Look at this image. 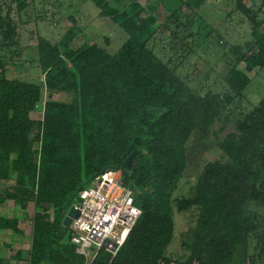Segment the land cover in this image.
<instances>
[{
    "label": "trees",
    "instance_id": "16d2710c",
    "mask_svg": "<svg viewBox=\"0 0 264 264\" xmlns=\"http://www.w3.org/2000/svg\"><path fill=\"white\" fill-rule=\"evenodd\" d=\"M12 1L17 13L28 6L25 0ZM86 1L126 40L114 54L86 41L73 49L68 44L82 30L70 17L72 25L57 43L38 37L36 58L27 63L40 71L36 81L7 77V63L22 67L13 60L22 49L9 12L0 15V205L32 208L26 214L30 244L12 259L17 264H85L62 220L95 177L120 171L123 183L137 192L140 215L112 260L101 250L90 264H252L254 259L264 264V92L216 142L224 160L205 163L188 195L173 198L187 171L188 142L195 135L200 141L222 133L230 122L227 112L251 84L245 70L264 71V10L253 0L250 6L235 1L227 17L237 11L249 23V40L230 47L231 58L224 55L223 93L201 85L200 93L187 82L194 77L179 74L182 61L176 66L171 56L162 59L154 43L163 37L168 40L163 56L169 52L183 60L206 47L214 30L198 22V12L208 0H161L163 20L141 0ZM43 91L49 98L45 102ZM54 93L69 94L71 100L52 101ZM41 110V120L31 117ZM216 122L222 125L212 132ZM133 150L131 166L122 168ZM187 211L196 213L181 242L188 255L168 256L174 215ZM0 230L23 234L16 217L1 214ZM0 264L9 260L0 256Z\"/></svg>",
    "mask_w": 264,
    "mask_h": 264
},
{
    "label": "rangeland",
    "instance_id": "374dc122",
    "mask_svg": "<svg viewBox=\"0 0 264 264\" xmlns=\"http://www.w3.org/2000/svg\"><path fill=\"white\" fill-rule=\"evenodd\" d=\"M28 3L24 12L17 13L16 3L12 0H0L1 17H5L9 12V17L15 22L18 34V43L22 52L19 57L13 60L22 67L14 69L12 62L7 63V77L14 76L24 78L26 80L36 81L41 77V73L36 64H27L30 60L36 58V45L38 37H43L51 43H57L62 36H65L67 29L71 27L72 17L77 25L81 28V33L68 45L75 49L84 41L86 43H95L106 49L109 54H114L120 48L127 38V35L110 19L99 16V9L90 1L86 0H61L51 6L46 3L47 0H25ZM147 8L153 10L159 19L163 20L166 16V10L161 5V0H141ZM236 0H208L198 12V22L206 23L212 28L208 43L197 48L194 56H190L187 60L184 57H177L167 52L164 56L161 53L163 46H168V40L161 37L158 42L154 43V48L159 57L167 60L171 56V63L179 66L182 61L184 66L180 68L178 73L184 78L191 79V86L195 90H200V85L204 86V90L223 93L225 86L222 77L225 73L227 64L224 55L229 58L232 55L228 52L233 45L245 44L249 40L250 25L237 12L234 11V3ZM241 2L251 5L249 0H240ZM255 7L264 10V6L260 0H253ZM264 13V11H263ZM261 14L260 16H262ZM34 62V61H33ZM243 68V66H240ZM179 69V67H178ZM245 70V67H244ZM251 78V84L246 91L245 98L239 102H235L227 112L230 122L225 126L222 133H218L217 137L211 134L205 139L197 141L195 135L187 144L186 153L188 158V167L185 178L182 179L177 188L173 192V198L186 197L189 188L195 183L198 174L201 172L203 165L207 162L224 160L223 155L216 147V142L222 140L224 136L233 130V122L239 117L240 113L249 111L252 105L257 101V96L264 92V71L262 70H245ZM203 90V91H204ZM203 93V92H200ZM260 97V96H259ZM49 98L47 92L43 91L41 100L47 101ZM50 100L59 102H69L71 96L65 93H54ZM42 110L35 111L31 117L36 120L42 119ZM222 122H216L212 128L218 131ZM196 140V141H195ZM38 149H33V156L38 161ZM120 171H118V174ZM75 200L74 203H77ZM29 207L27 211L21 210L7 202L0 205V214L18 219V227L23 232L21 236L15 235L10 231L0 230V256L9 260V264H17L12 259L14 253L19 249H28L30 244L31 221L26 214L32 212ZM32 214V213H31ZM196 213L187 211L174 215V236L168 247L167 255L175 258L181 255L187 256L181 245L185 238L186 232L195 224ZM24 264V263H21ZM252 264H261L258 259H254Z\"/></svg>",
    "mask_w": 264,
    "mask_h": 264
},
{
    "label": "built area",
    "instance_id": "2783aa9c",
    "mask_svg": "<svg viewBox=\"0 0 264 264\" xmlns=\"http://www.w3.org/2000/svg\"><path fill=\"white\" fill-rule=\"evenodd\" d=\"M136 194L123 183L118 171L95 177L89 187L78 193V202L71 206L79 215L71 220L69 240L85 264H90L101 250L110 254L111 260L116 256L140 215L134 204ZM158 264L187 263L170 260Z\"/></svg>",
    "mask_w": 264,
    "mask_h": 264
},
{
    "label": "water",
    "instance_id": "95a60500",
    "mask_svg": "<svg viewBox=\"0 0 264 264\" xmlns=\"http://www.w3.org/2000/svg\"><path fill=\"white\" fill-rule=\"evenodd\" d=\"M137 155V151L133 150L123 161L121 167L122 168H129L131 166V163L134 159V157ZM112 173H110L111 175ZM121 174V172H120ZM79 215L78 210H76L73 206H70L69 209L67 210L63 220H62V225L69 229L70 224H71V220L72 219H76Z\"/></svg>",
    "mask_w": 264,
    "mask_h": 264
},
{
    "label": "bare ground",
    "instance_id": "6f19581e",
    "mask_svg": "<svg viewBox=\"0 0 264 264\" xmlns=\"http://www.w3.org/2000/svg\"><path fill=\"white\" fill-rule=\"evenodd\" d=\"M110 177H112V176H110Z\"/></svg>",
    "mask_w": 264,
    "mask_h": 264
}]
</instances>
